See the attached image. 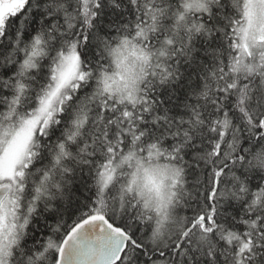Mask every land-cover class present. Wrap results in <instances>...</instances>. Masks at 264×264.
<instances>
[{"label": "snow or ice", "instance_id": "snow-or-ice-1", "mask_svg": "<svg viewBox=\"0 0 264 264\" xmlns=\"http://www.w3.org/2000/svg\"><path fill=\"white\" fill-rule=\"evenodd\" d=\"M0 264H264V0H0Z\"/></svg>", "mask_w": 264, "mask_h": 264}]
</instances>
